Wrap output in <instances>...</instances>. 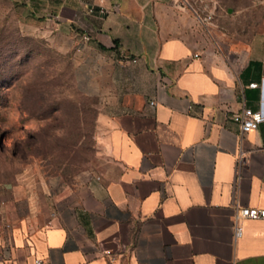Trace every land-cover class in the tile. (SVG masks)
<instances>
[{"label":"crops","instance_id":"obj_1","mask_svg":"<svg viewBox=\"0 0 264 264\" xmlns=\"http://www.w3.org/2000/svg\"><path fill=\"white\" fill-rule=\"evenodd\" d=\"M46 3L100 100L97 169L53 195L42 221L7 203L2 263L264 264V220L239 219V236L233 224L237 209L264 208L262 125L241 133L232 120L242 107L264 115V32L217 43L164 0Z\"/></svg>","mask_w":264,"mask_h":264},{"label":"rangeland","instance_id":"obj_2","mask_svg":"<svg viewBox=\"0 0 264 264\" xmlns=\"http://www.w3.org/2000/svg\"><path fill=\"white\" fill-rule=\"evenodd\" d=\"M164 1L189 8L217 43L245 44L264 32V0ZM46 9V0H0L1 262L7 203L42 221L53 195L97 169L100 100L83 91Z\"/></svg>","mask_w":264,"mask_h":264},{"label":"built area","instance_id":"obj_3","mask_svg":"<svg viewBox=\"0 0 264 264\" xmlns=\"http://www.w3.org/2000/svg\"><path fill=\"white\" fill-rule=\"evenodd\" d=\"M115 8V7H114ZM113 6L110 8H99L100 13L107 12L109 10H112ZM234 60L235 57H229V59ZM249 87L255 88L257 86L256 83H249ZM149 105H153V101H149ZM232 120L238 125L239 131L241 133H245L251 130L257 129L260 125H262V136L263 141L260 148V153L262 156V162H263V168H264V115L260 113L259 111H253L249 109L248 107H242L238 112L234 113L232 115ZM239 219H258V220H264V208H258V207H241L237 209L233 214V224H234V234L235 236L240 235V229L236 226V222ZM103 255H109V250L102 251ZM0 264H3L0 261ZM15 264H49L46 260L40 258V257H34L30 263L26 262H19Z\"/></svg>","mask_w":264,"mask_h":264}]
</instances>
